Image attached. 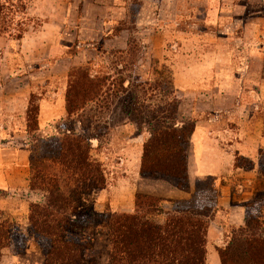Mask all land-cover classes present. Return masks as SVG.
I'll return each instance as SVG.
<instances>
[{"label": "rangeland", "instance_id": "obj_1", "mask_svg": "<svg viewBox=\"0 0 264 264\" xmlns=\"http://www.w3.org/2000/svg\"><path fill=\"white\" fill-rule=\"evenodd\" d=\"M0 3L3 6L0 14V84L7 86L6 98L17 92L12 73L16 74L24 68H33L37 72L44 64L56 66L52 72H38L36 77L40 84L30 95L27 83H21L20 92L25 90L29 104L37 108L42 100L48 98L49 88L44 82L51 81L56 75L58 79H62L67 72L65 62L58 65V60L72 59L69 74L85 73L101 79L110 77L98 101L89 104L84 112H79L70 119L48 123L46 127L40 126L38 122L39 130L34 131L28 127V119L25 122L14 120L9 123L6 118L8 123H5L4 129L0 126L3 137L10 128L16 132H27L25 145L30 152L29 184L32 176V151L38 148V141L60 137L65 130H74L90 138L92 155L103 165L105 188L115 184L117 191L124 188H119V184L111 180L110 173L119 157L126 155L123 149L130 145V140L141 139L144 146L151 136V130L172 126L188 134L200 114L195 111L192 114L191 102L186 98L183 103L182 94L176 91L173 84L175 62L169 56V51L175 43L179 49L192 52L202 49L214 51L219 46L220 49L234 52L237 62L241 61V52L247 51L249 63H252V81L257 84L264 79V0H0ZM41 3L46 5V19L58 12V17L68 22L58 40L43 42L39 48V56L29 58L26 62L19 39L29 26L37 27L44 19L30 10H37L36 4ZM72 3L74 7L70 11ZM69 12L74 13L73 19L68 16ZM77 12L79 20L75 24ZM84 17L90 19L91 26L96 29L102 24V21H98L104 20L111 29V35L125 30L130 35L125 54L120 53L123 51L105 50L103 42L88 47L93 36L80 35V23ZM69 21L72 24H68ZM245 101L251 103L252 99L246 98ZM255 111L264 118V107ZM134 117H137L138 122ZM124 124L134 126L131 138L128 137V132L119 128ZM190 146L189 139L187 156ZM142 151L144 153V147ZM236 164L244 170L253 167V162L245 157H238ZM258 164L264 172V153ZM234 182L237 187L241 182L240 176ZM172 189H178L172 179L141 175L138 195L160 198L164 210L171 212L174 209L172 201L189 199L195 193L196 185L193 187L188 183V189L182 190L185 195L194 191L185 199L166 197ZM99 190L84 196L78 222L73 225L70 237L86 245L93 242L96 248L94 250H98L94 254L100 259V264H106L107 226L102 217L124 211L130 204L135 206L137 196L133 200L131 197H114L115 195L99 197ZM109 190L112 191V188ZM263 191L264 188L261 187L254 194L255 198L251 201L253 204L247 205L246 211L251 217L257 216L264 229ZM43 197L42 192L31 191L29 185L15 186L9 190L0 189V218L16 223L27 236L26 246L21 249H6L0 264H44L48 241L38 240L28 233L30 206ZM148 218L163 224L166 215H149ZM223 226L229 237L228 242L232 237V229L228 223Z\"/></svg>", "mask_w": 264, "mask_h": 264}, {"label": "crops", "instance_id": "obj_2", "mask_svg": "<svg viewBox=\"0 0 264 264\" xmlns=\"http://www.w3.org/2000/svg\"><path fill=\"white\" fill-rule=\"evenodd\" d=\"M36 6L37 10L35 8L30 10H34L37 16L44 19L39 18L41 21L37 27L29 26L19 39L21 53L26 62L29 58L39 56V48L43 42L58 40L68 22L58 17V12L46 19V5L41 3ZM73 7L74 3L71 4L70 11ZM68 16L73 19L74 13L69 12ZM84 18L80 23V35L93 36L88 47L103 42L105 50L109 51H125L128 48L130 35L126 34L125 30L111 35V29L104 20L98 21H102V24L96 29L91 26L90 19ZM78 20L77 12L75 24H78ZM68 24L72 23L69 21ZM169 56L175 62L173 84L176 91L182 94L183 103L186 102V98L191 102L192 114L193 111L200 114L190 137L188 180L194 187L197 181L211 178L220 193V210L215 212L208 228L206 264H222L217 248L224 244V223L235 227L244 226L248 203L254 200V194L258 193L261 187L264 188L262 184L264 172L260 170L258 164L264 153V118L258 116L255 111L264 107V79L257 84L252 81V63H249L247 51L241 52L239 56L241 61L237 62L234 52L225 51L219 46H216L214 51L202 49L192 52L179 49L175 43L169 51ZM63 61L67 67L65 76L58 79L56 75L51 81L44 82L49 91L48 98L42 100L39 105L38 121L42 127H46L48 123L62 121L67 116L66 94L72 59L58 60V65ZM54 69L56 66L44 64L37 72L33 68L32 70L24 68L16 74L12 73L17 92L7 98L5 96L7 86L0 84V126L3 129L5 123H13L14 120L25 122L27 119L29 102L25 90L20 92L21 83H27L30 95V92L40 84L36 77L38 72L48 73ZM239 76L241 77L238 78ZM246 98L252 99L251 103H246ZM119 128L128 132L129 138L132 137L133 125L124 124ZM9 130L5 137L0 134V189L3 190L15 186L28 187L30 177V152L25 145L27 132L24 130L16 132L12 128ZM129 143L130 145L123 149L126 155L119 157L110 173L111 180L119 184V188L122 186L124 189L117 191L116 185L110 184L98 191L99 197L115 195L114 197H131L133 200V197L138 195L143 144L142 140L137 138H133ZM238 157L250 159L253 167L250 170L238 167L236 164ZM238 176L241 182L236 187L234 180ZM109 188H112V191ZM193 192L185 195L182 190L172 189L166 197L185 199ZM133 206L130 204L124 211L130 212Z\"/></svg>", "mask_w": 264, "mask_h": 264}, {"label": "trees", "instance_id": "obj_3", "mask_svg": "<svg viewBox=\"0 0 264 264\" xmlns=\"http://www.w3.org/2000/svg\"><path fill=\"white\" fill-rule=\"evenodd\" d=\"M2 9L0 3V14ZM108 81L109 76L101 79L70 72L66 118L96 103ZM38 115L39 106L29 104L28 127L34 131L39 130ZM134 120L138 122L137 117ZM194 127L188 134L174 126L151 130L143 146L141 175L167 177L178 189L187 190V146ZM38 142L32 151L29 187L44 197L30 206L28 233L48 241L44 264H100L93 242L86 245L70 237L84 196L106 187L103 165L92 155V141L74 130H65L60 137ZM219 195L214 181L206 178L196 183L189 199L172 201L171 212L164 210L160 198L137 195L132 212L104 215L106 264H206L208 228L220 210ZM161 214L166 215L163 224L148 218ZM257 218L247 213L244 226L229 225L231 239L227 242L225 234L224 244L217 248L222 264H264V229ZM26 241L20 226L0 218V263L6 249L24 248Z\"/></svg>", "mask_w": 264, "mask_h": 264}]
</instances>
